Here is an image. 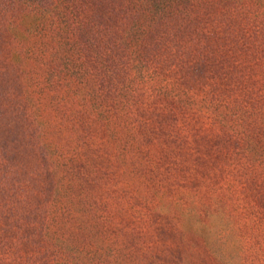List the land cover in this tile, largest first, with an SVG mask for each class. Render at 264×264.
Instances as JSON below:
<instances>
[{
  "label": "trees",
  "instance_id": "16d2710c",
  "mask_svg": "<svg viewBox=\"0 0 264 264\" xmlns=\"http://www.w3.org/2000/svg\"><path fill=\"white\" fill-rule=\"evenodd\" d=\"M15 30L0 264H140L110 178L159 152L164 262L264 264V0H0Z\"/></svg>",
  "mask_w": 264,
  "mask_h": 264
},
{
  "label": "rangeland",
  "instance_id": "374dc122",
  "mask_svg": "<svg viewBox=\"0 0 264 264\" xmlns=\"http://www.w3.org/2000/svg\"><path fill=\"white\" fill-rule=\"evenodd\" d=\"M15 31L19 32L17 39L5 38V42H3L0 36V70L2 72L5 68L10 67V62L6 59V53L3 51L4 44L8 47L24 44V39L21 36L22 34L26 36V30ZM3 74L5 76L2 83L3 89H9L8 83L9 77L12 76L11 72L8 70ZM148 148L154 150L152 145H149ZM33 156L29 152L25 161L26 168L36 167L37 160ZM135 166L137 168L132 166L130 170H124L117 164L114 167L116 170L115 177L113 175L110 178V181L118 182L119 187H124L120 194L123 199L122 206L113 205L122 218L118 226L121 228L120 230L129 232V237L135 241L136 248L140 247L138 251L142 252L144 248L143 253L147 259L142 258L140 264H166L162 256L163 246L177 240L179 233L174 227V222H169L166 218L165 210L162 209V197L167 199L175 196L179 198L181 205L189 206L190 190L179 187L177 189V183H172V192H168V194L165 192L163 196V190L160 188V152L152 154L140 166ZM121 182H127V185L125 186Z\"/></svg>",
  "mask_w": 264,
  "mask_h": 264
}]
</instances>
